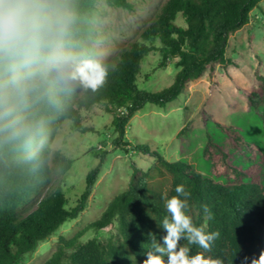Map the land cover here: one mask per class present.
Returning <instances> with one entry per match:
<instances>
[{"label": "trees", "instance_id": "1", "mask_svg": "<svg viewBox=\"0 0 264 264\" xmlns=\"http://www.w3.org/2000/svg\"><path fill=\"white\" fill-rule=\"evenodd\" d=\"M96 1L70 0L74 18L63 37L67 50L92 54L83 43L82 21L91 15ZM263 1L167 0L142 34L144 41L158 40L161 46L132 44L108 64L107 82L98 92L83 89L78 80L70 78L71 72L49 66H42L26 79L19 91L6 90L20 122L9 129L3 127L7 121H0V264H21L39 242L86 209L104 153L98 155L99 165L86 175L85 190L77 204L69 209L63 190L54 186L59 170L66 172L73 161L51 146L66 122H71L76 131H88L82 114L94 113L99 105L115 111L112 126L117 137L113 146L126 154L143 152L156 162L142 180L115 196L97 221L71 239L60 237L55 253L44 264H142L152 239L163 242L166 232L161 225L169 216L164 197L178 195V185L190 193L186 214L194 225L207 224L206 231L219 232L206 256L218 258L223 264H242L244 257L249 258L248 264L253 257L258 259L264 251V151L259 157L248 158V169L234 164L248 148L240 126L215 121L218 133H206L201 155L209 163L207 176L188 161H167L159 152H152L148 144L132 145L126 134L131 119L147 104L165 107L205 71L225 66L229 37L249 23L251 13L261 9ZM107 3L128 8L125 0ZM178 16L185 26L177 24ZM154 50L162 54V65L174 59L180 68L173 84L157 92L142 90L137 84L142 61ZM246 97L264 131L263 78ZM16 130L21 132L19 136L13 134ZM164 176L170 178L169 184L158 186ZM114 223L120 241L94 238L81 242L88 230L100 231ZM180 244L190 249V255L203 251L187 240L182 239Z\"/></svg>", "mask_w": 264, "mask_h": 264}, {"label": "rangeland", "instance_id": "2", "mask_svg": "<svg viewBox=\"0 0 264 264\" xmlns=\"http://www.w3.org/2000/svg\"><path fill=\"white\" fill-rule=\"evenodd\" d=\"M128 8L111 6L107 0H97L91 15L82 21L83 43L92 54L73 53L63 47L67 56L91 58L110 64L132 44L161 46L158 40L144 41L142 34L167 0H125ZM180 26H185L178 16ZM225 66L216 65L191 82L180 97L165 107L147 104L138 111L127 126L126 140L132 145L148 144L152 152H159L169 162H190L198 172L207 176L209 163L201 155L206 133H218L214 122L234 124L243 129L248 148L234 164L248 169V158L259 157L264 151V131L260 121L247 104L246 93L259 86L264 79V1L261 9L251 13L249 23L229 37ZM158 50L149 52L141 63L137 76L140 89L162 91L174 82L180 68L170 59L162 65ZM60 72H72L73 64L47 65ZM83 126L88 131H76L71 122L60 129L51 148L60 151L73 163L66 172L59 170L54 187L63 190L67 208H73L85 190L88 172L104 162L90 195L86 209L80 216L66 222L47 239L38 243L34 252L26 255L21 264H44L55 253L60 237L71 239L97 221L111 200L144 178L155 164L151 155L124 151L113 146L117 134L112 126L115 111L99 105L94 113L83 112ZM186 129L181 138L178 134ZM170 178L160 177L157 185L167 186ZM53 188H51L52 190ZM102 242L120 241L117 223L100 230H88L81 242L90 239Z\"/></svg>", "mask_w": 264, "mask_h": 264}, {"label": "clouds", "instance_id": "3", "mask_svg": "<svg viewBox=\"0 0 264 264\" xmlns=\"http://www.w3.org/2000/svg\"><path fill=\"white\" fill-rule=\"evenodd\" d=\"M73 18L70 0H0V121H7L3 127L15 129L20 122L6 90L19 91L23 82L42 66L71 62L70 78L92 93L106 84L109 65L64 54L63 37ZM13 134L19 136L21 132L16 130ZM175 192L178 195L164 197L169 216L161 225L166 232L163 242L152 239L151 250L146 252L142 264H223L222 260L205 255L211 252L219 232L206 231L207 224L194 225L186 214L190 193L183 185H178ZM182 239L203 251L190 255V249L180 244ZM248 260L244 257L242 264H248ZM251 264H264V251L258 259L253 257Z\"/></svg>", "mask_w": 264, "mask_h": 264}]
</instances>
